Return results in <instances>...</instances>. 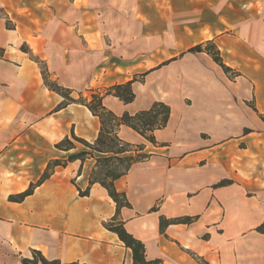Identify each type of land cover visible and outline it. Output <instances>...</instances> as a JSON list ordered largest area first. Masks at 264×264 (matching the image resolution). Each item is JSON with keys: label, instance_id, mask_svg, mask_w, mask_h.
Masks as SVG:
<instances>
[{"label": "crops", "instance_id": "1", "mask_svg": "<svg viewBox=\"0 0 264 264\" xmlns=\"http://www.w3.org/2000/svg\"><path fill=\"white\" fill-rule=\"evenodd\" d=\"M207 41L232 71L188 51ZM0 47V264H23L31 250L62 262L132 264L104 226L116 214L106 189L94 183L79 194L93 157L56 166L22 201L8 199L49 160L82 149H57L63 137L93 143L100 130L85 105L57 108L63 97L41 67L73 98L135 78L131 102L102 98L116 115L169 105L156 145L129 126L118 130L148 155L114 181L130 204L117 217L147 259L264 264L256 230L264 221V0H0ZM160 216L192 220L161 232Z\"/></svg>", "mask_w": 264, "mask_h": 264}, {"label": "trees", "instance_id": "2", "mask_svg": "<svg viewBox=\"0 0 264 264\" xmlns=\"http://www.w3.org/2000/svg\"><path fill=\"white\" fill-rule=\"evenodd\" d=\"M9 26V24H7ZM21 49L26 50L22 45ZM189 52L205 51L211 55L212 59L219 64L225 72L232 71L221 60L219 50L212 41L200 43L189 48ZM3 56V48L0 47V58ZM41 72L45 84L51 89L59 93L63 97V101L58 104L57 108H62L69 103H80L85 105L90 112L97 116L100 121V130L97 138L93 143H90L71 132L55 144V147L60 150L69 151L80 145L82 149L74 153L68 154L65 159H51L48 161L43 173L39 179L31 183L26 190L16 195H9L8 199L15 202L22 201L27 195L31 194L34 188L46 180L54 171L56 166H66L70 161L79 159L81 162L85 158L93 157L95 165L89 175V185L83 191L79 190L81 196L89 193L90 186L94 183L104 187L109 197L116 204V214L104 226L115 232L123 244L130 249L132 255V264H163L160 258L147 259L145 257V248L141 240L135 238L129 233L121 220L118 219V211L121 207L130 206L124 192L117 191L114 186V181L124 175L131 165L135 162L142 161L148 157L143 150L142 144L133 145L123 141L118 136V130L121 125H126L135 130L147 141L152 144H157L154 132L166 126L169 116L170 107L163 101H154L148 109L139 110L133 114L123 112L121 115H116L111 110L107 109L102 98L107 94H112L119 98L122 102L128 103L135 98L132 89V83L135 78L123 83H117L106 88L102 93H92L90 98L79 96L73 98L70 96L68 89L59 86L57 83L48 79L47 71L41 67ZM264 119V117H262ZM98 156H94V155ZM228 180L219 182V185L228 183ZM192 220L191 217H176L166 219L164 216L159 217V229L162 232L169 224L188 223ZM260 233H264V221L256 227ZM23 264H84L77 261L62 262L59 259H48L41 252L31 250V256L21 259ZM205 264V263H204Z\"/></svg>", "mask_w": 264, "mask_h": 264}, {"label": "rangeland", "instance_id": "3", "mask_svg": "<svg viewBox=\"0 0 264 264\" xmlns=\"http://www.w3.org/2000/svg\"><path fill=\"white\" fill-rule=\"evenodd\" d=\"M172 131H173V130H172ZM169 133H170V130L164 132V135H165V136H168L169 138H173V137H174V132H172L171 134H169Z\"/></svg>", "mask_w": 264, "mask_h": 264}]
</instances>
